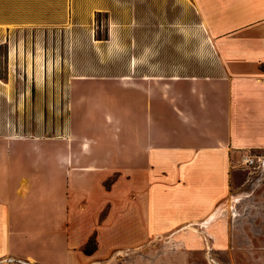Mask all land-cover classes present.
<instances>
[{"label":"crops","instance_id":"obj_1","mask_svg":"<svg viewBox=\"0 0 264 264\" xmlns=\"http://www.w3.org/2000/svg\"><path fill=\"white\" fill-rule=\"evenodd\" d=\"M183 5L196 19L184 21L183 34L164 35L172 47H160L159 22L151 33L142 28L133 77L102 86L73 81L79 122L68 138L40 139L53 145L33 148L41 151L36 168L5 147L29 138H7L0 125V264L92 262L199 225L234 196L237 155L264 150V0ZM0 11L9 13L0 18L8 71L44 74L49 53L34 43L65 41V0H0ZM193 54L205 59L194 71ZM11 130L20 131L16 123ZM57 172L65 179L51 184L56 192L35 200L42 178ZM93 236L97 246L87 255Z\"/></svg>","mask_w":264,"mask_h":264},{"label":"rangeland","instance_id":"obj_2","mask_svg":"<svg viewBox=\"0 0 264 264\" xmlns=\"http://www.w3.org/2000/svg\"><path fill=\"white\" fill-rule=\"evenodd\" d=\"M8 16L7 11H0L1 19ZM190 19L196 16L184 9L183 0H65V41L34 43L36 49L41 44L42 48L46 46L49 57L45 59V73L38 70L32 79L30 75L8 71L9 47L0 42V125H5L2 133L7 138H29L27 142H7L6 151H17L15 160L27 161L36 168L34 163L40 162L41 151L50 144L40 139L68 138L73 119L79 122L73 118L75 101L71 105L73 81L102 86L118 82L121 75L133 77L139 63L137 52L141 50L136 40L142 28L151 33L152 24L159 22L160 47L165 49L173 43L164 35L183 34V23ZM141 20L144 26L139 25ZM198 33V28L191 27L192 50L196 53ZM183 44L177 41L176 49ZM36 60L40 65L41 59ZM204 61L193 54L191 69L203 66ZM82 77L85 79H78ZM82 115L89 116L91 112L87 109ZM14 123L20 130L17 134L8 131ZM35 147L43 149L39 152ZM252 154L263 157L260 168L242 164L244 156ZM236 160L240 163L236 162L238 167L232 170V185L237 188L233 194L239 200L208 226L197 224L175 233L153 234L140 245L113 249L105 256H95L92 262L79 264H264V150L241 152ZM53 175L43 177L40 189L32 191L35 200L55 193L51 184L65 179L64 173ZM93 244L97 246L96 236Z\"/></svg>","mask_w":264,"mask_h":264},{"label":"bare ground","instance_id":"obj_3","mask_svg":"<svg viewBox=\"0 0 264 264\" xmlns=\"http://www.w3.org/2000/svg\"><path fill=\"white\" fill-rule=\"evenodd\" d=\"M0 82H1V80H0ZM238 200H239L238 196H232L226 203L221 205L210 217H208L206 220H204L202 223H200L199 226L200 227L208 226L212 221H214L221 214H223L225 211H227V209L231 208V205ZM192 228H193V226L189 225L188 227L186 226L185 229H192Z\"/></svg>","mask_w":264,"mask_h":264},{"label":"built area","instance_id":"obj_4","mask_svg":"<svg viewBox=\"0 0 264 264\" xmlns=\"http://www.w3.org/2000/svg\"><path fill=\"white\" fill-rule=\"evenodd\" d=\"M263 163V157L257 155H246L242 160V164L249 168H260Z\"/></svg>","mask_w":264,"mask_h":264},{"label":"trees","instance_id":"obj_5","mask_svg":"<svg viewBox=\"0 0 264 264\" xmlns=\"http://www.w3.org/2000/svg\"><path fill=\"white\" fill-rule=\"evenodd\" d=\"M96 249V245L93 244V237L89 240V242L84 247L85 254L89 255L92 254Z\"/></svg>","mask_w":264,"mask_h":264}]
</instances>
